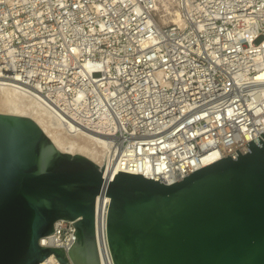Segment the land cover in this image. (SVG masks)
<instances>
[{"label":"built area","instance_id":"obj_1","mask_svg":"<svg viewBox=\"0 0 264 264\" xmlns=\"http://www.w3.org/2000/svg\"><path fill=\"white\" fill-rule=\"evenodd\" d=\"M0 86L108 150L104 179L171 184L264 132V0H0ZM110 201L96 197L101 264H114ZM75 221L39 239L71 264ZM40 264L61 263L53 253Z\"/></svg>","mask_w":264,"mask_h":264},{"label":"water","instance_id":"obj_2","mask_svg":"<svg viewBox=\"0 0 264 264\" xmlns=\"http://www.w3.org/2000/svg\"><path fill=\"white\" fill-rule=\"evenodd\" d=\"M107 151L53 113L0 112V264L53 253L71 264L64 248L39 243L61 218L76 220L72 262L101 264L95 204L106 191L114 264H264V132L171 184L124 171L104 179Z\"/></svg>","mask_w":264,"mask_h":264},{"label":"bare ground","instance_id":"obj_3","mask_svg":"<svg viewBox=\"0 0 264 264\" xmlns=\"http://www.w3.org/2000/svg\"><path fill=\"white\" fill-rule=\"evenodd\" d=\"M178 21V20H177ZM0 112L31 117L43 116L52 111L36 96L20 92L14 88L0 86ZM68 133L69 129L65 128ZM71 134V133H70ZM221 157L220 153L213 151L206 154L205 164L211 163Z\"/></svg>","mask_w":264,"mask_h":264}]
</instances>
